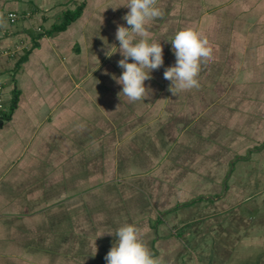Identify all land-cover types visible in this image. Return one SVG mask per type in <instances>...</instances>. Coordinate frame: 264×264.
Here are the masks:
<instances>
[{"label": "crops", "instance_id": "1", "mask_svg": "<svg viewBox=\"0 0 264 264\" xmlns=\"http://www.w3.org/2000/svg\"><path fill=\"white\" fill-rule=\"evenodd\" d=\"M124 3L0 0V264H107L125 224L161 264H264V0H157L164 65L134 103L103 74ZM183 29L213 57L174 96Z\"/></svg>", "mask_w": 264, "mask_h": 264}, {"label": "clouds", "instance_id": "2", "mask_svg": "<svg viewBox=\"0 0 264 264\" xmlns=\"http://www.w3.org/2000/svg\"><path fill=\"white\" fill-rule=\"evenodd\" d=\"M118 7L129 9L122 17L129 27L117 25L115 39L119 42V47L115 46L116 51L112 53L119 52L122 57L117 62L122 73L116 77L105 70L103 74L110 75L122 86L120 93L127 97L129 103L144 102L153 93L150 86L146 87L145 81L153 79L152 71L164 65L163 47L160 41L151 37L153 23L161 19L164 12L157 7V0H125L123 5L111 8L115 11ZM5 26L0 17V27ZM169 42L175 56L174 66L166 67L163 72L164 79L170 82L169 91L175 96L178 91L199 89L201 65L213 57V49L208 40L195 30L183 29L176 32ZM95 81V84L99 83L98 80ZM103 235L117 238L104 257L107 264H161V260L155 258L144 243L139 227L125 224L115 231L102 233L99 237Z\"/></svg>", "mask_w": 264, "mask_h": 264}, {"label": "built area", "instance_id": "3", "mask_svg": "<svg viewBox=\"0 0 264 264\" xmlns=\"http://www.w3.org/2000/svg\"><path fill=\"white\" fill-rule=\"evenodd\" d=\"M7 18L9 19V21L14 22L15 19L17 18L16 13H8ZM7 100H8V96H7V92L5 90V86L4 84L0 81V119L2 118V116L4 115V113H6V109H7Z\"/></svg>", "mask_w": 264, "mask_h": 264}]
</instances>
